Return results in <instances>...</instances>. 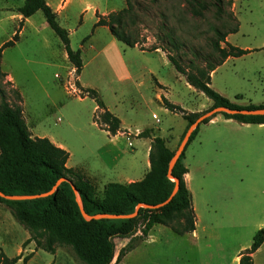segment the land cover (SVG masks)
<instances>
[{
	"label": "rangeland",
	"instance_id": "374dc122",
	"mask_svg": "<svg viewBox=\"0 0 264 264\" xmlns=\"http://www.w3.org/2000/svg\"><path fill=\"white\" fill-rule=\"evenodd\" d=\"M23 1L0 0V46L12 40L22 26L19 41L6 48L1 59V69L8 77H0V87L5 90L7 100L10 104H19L14 89L19 91L26 125L32 136L63 145L71 154L70 167L83 173V170L93 172L100 166L106 169L107 182L97 187L99 198L103 197L106 184L121 182L118 177L131 173L133 179L141 180L148 161L144 141H133L134 148L124 138L114 142L116 148L112 156L116 154L120 164L110 171V150L113 147L106 131L95 122V101L89 97L81 100L83 95L78 88V74L76 70L73 72L69 60L64 59V45L48 26L43 13L37 12L27 24L14 19ZM84 1L95 7L99 1L104 6L103 0ZM108 1V6L119 8L117 11L126 6L125 0L124 3ZM138 1L150 11L148 17L134 27L140 39L145 41V49L156 43L159 9L171 13L170 25L176 27L185 44L182 52L193 47L207 48L212 37V16L196 20L184 15L185 21L179 25L178 0L157 4L153 0ZM233 3L235 8L233 4L231 10L238 20L239 31L229 35V43L249 53L230 58L218 67L212 74L211 86L239 106H258L264 103V0H233ZM82 9L80 4L73 7L69 27L74 28L76 20L81 21L79 13ZM91 31L92 14L89 13L79 33L71 37L75 50L86 36L84 33ZM100 35L104 37L100 43V47L104 46V53L85 67L83 82L100 93L107 107L118 112L116 116L122 119L124 130L135 134L152 129L154 135L164 138L172 150H177L187 122L179 113L168 110L163 99H159L155 78L163 80L167 87L166 100L185 111L205 112L212 106V101L189 87L185 77L167 60L166 66L159 55L128 47L115 39L108 43L106 36ZM190 59L192 56L188 53L183 59L184 66ZM124 65L133 75L132 84L122 80L126 76ZM205 161L209 162V167L206 181H202L200 163ZM185 163L191 176L193 205L199 214L205 213L210 202L221 212L239 211V220L250 227L264 221V125L240 124L218 114L213 121L201 125L198 136L186 151ZM117 171L118 177L115 175ZM223 175L232 176L233 186L217 184V178ZM225 218L230 217L226 214ZM172 235L176 240L173 247L162 250L165 241L158 245L147 242L122 264H167L166 260L159 258L171 256L179 258L174 264H195V248L187 238L174 232ZM30 237L10 209L0 205V253L9 258L21 256L22 260L17 264H23V258L27 256L30 258L28 264H81L71 246L57 243V252L53 255L38 249L35 242H27ZM128 242L115 240L116 255Z\"/></svg>",
	"mask_w": 264,
	"mask_h": 264
},
{
	"label": "trees",
	"instance_id": "16d2710c",
	"mask_svg": "<svg viewBox=\"0 0 264 264\" xmlns=\"http://www.w3.org/2000/svg\"><path fill=\"white\" fill-rule=\"evenodd\" d=\"M154 4L167 0H153ZM126 6L105 17L98 16L95 26H106L111 34L128 47H138L142 51L165 53L176 71L183 75L186 82L196 91L203 93L213 102L210 111L218 107L230 109H259L264 105L239 106L217 93L211 86L213 72L230 58H238L249 53L233 46L227 40L230 34L239 31L238 20L231 10L233 0H178V24L184 21V15L196 20L212 16V37L205 50L192 48L182 52L185 44L170 25V14L159 9V23L156 25V43L145 49L144 40L134 30L150 11L142 7L138 0H125ZM176 8V7H174ZM41 11L48 26L62 41L69 62L76 73L81 74L83 61L80 50L73 51L69 33L61 27L56 12L45 0H24L18 13L23 20L31 18ZM173 14V12H172ZM0 47V77H8L1 69V59L6 48L19 41V33ZM182 52V53H181ZM190 53L186 66L184 57ZM13 85L11 81L8 82ZM83 97L93 99L97 106L95 122L110 136H116L121 130V120L109 111L102 96L95 89H83ZM19 104H10L7 94L0 87V191L9 196H34L50 192L60 179H67L50 196L26 201H9L0 197V205L8 207L15 220L30 233L27 242H35L38 249L56 254V244L71 246L81 264H120L127 254L147 239L156 225L169 227L175 234L184 236L196 230L197 216L192 194L187 186L186 175L189 170L185 163L186 151L196 139L200 126L193 132L190 141L179 161L170 173L169 164L176 150H172L164 138L154 135L152 129H146L137 138L151 140L149 153L150 170L139 181L129 184L110 183L99 198L97 187L83 172L67 167L70 153L56 146L47 138L33 137L26 125L21 105L22 96L14 89ZM82 97V98H83ZM165 107L179 113L187 122L181 137L201 115L185 111L180 106L163 99ZM226 119L242 124H264V116H242L222 113ZM217 116V115H216ZM216 116L207 119L209 123ZM177 180V182L175 181ZM72 184L77 189L75 192ZM178 184V192L171 202L160 209H153L164 203ZM80 199V201H79ZM145 206V207H140ZM81 207L89 216L129 215L136 211V217L125 220H87L81 213ZM140 234V235H139ZM116 239L129 240L116 255ZM264 243V228L257 231L252 246L241 253L240 264H254L253 254ZM22 257L9 258L0 253V264H17ZM29 256L23 258L28 264Z\"/></svg>",
	"mask_w": 264,
	"mask_h": 264
},
{
	"label": "crops",
	"instance_id": "0c3cea01",
	"mask_svg": "<svg viewBox=\"0 0 264 264\" xmlns=\"http://www.w3.org/2000/svg\"><path fill=\"white\" fill-rule=\"evenodd\" d=\"M45 1L52 8V10L54 12H56V14L58 16V22L61 25V27H63L64 29H66L68 31L71 49L73 51L80 50V52H81V57H82V61H83V69H82L81 74L78 75V77H77V82L81 88L89 89L90 85L83 82V71H84L85 67L88 64L92 63V61L97 56H100L104 53V50H105L104 46L100 47L101 39H103L104 37L101 38L100 34H102L103 36H106L108 43L112 42V40H114V39L117 40L111 34L108 27H106V26H95L96 23L99 21L98 16L105 17V16H107L113 12H116L119 8H117V6H112V7L108 6L109 5L108 0H103L104 6H102L101 3L99 1H97L98 4L96 7L93 6L92 3L87 4L84 0H45ZM121 1L124 3L123 0H120V3H121ZM23 3H24V1H23ZM77 4H80L83 8L79 13V15H81L82 17H81V21L78 22L76 20L75 27L71 28V27H69V23L72 21V9ZM85 5H87V6L85 7ZM123 7H124V4H123ZM234 8H235V4H234ZM89 13L92 14V31L84 33V35H86V36L83 37V40H82L81 44L79 45L78 49L75 50L72 46L71 37L73 34L79 33V31L81 30V27H83L84 18ZM14 19L21 21V22L23 21V24H27L30 20V18L23 20L22 16L18 12L14 16ZM227 40L229 41V37ZM149 53L159 55L160 58H162L164 64L166 66H168L165 63V60H167L168 62H170V61L166 57L165 53H163L160 50H158L156 52H149ZM63 54H64V59L68 60V56H67L66 51H64ZM124 69L126 71V76L122 80L130 82L132 84V82L134 81L133 75L131 74L130 70L127 68V65H124ZM73 72H75L74 66H73ZM150 73L155 75V72H153L152 70H150ZM9 80H10V78H9ZM155 80H156V83H157V86L159 89L158 90L159 91V93H158L159 99L160 100L166 99V97L168 96V93L165 92L167 87L165 86L163 80H160L158 78H155ZM189 87H191V86L189 85ZM86 98L87 97L85 96V97L81 98V100L86 99ZM261 105H264V103ZM261 105H258V106H261ZM107 108L115 116L119 115L118 112L112 111L109 107H107ZM96 111H97V106H96ZM201 112L202 111H198L196 113H201ZM118 118L121 120L120 132L116 136H110L108 134V132H106L108 137L110 138L109 142L113 147L110 150L111 159H112V166H111L110 171H114L115 169H117V167L119 166L118 164H120L119 163L120 162L119 157L116 154H114V156H112L114 151H115V148H116V144L114 142L119 141L120 139L124 138L125 140L128 141L129 146L134 148L135 145H134L133 141L143 140L144 141L143 147H145V151H146V154L148 156V161L146 162V170H145L146 172H144L142 178H140L142 180L150 170L149 153L151 150V140L148 138L138 139L137 135L141 133L140 131H137L135 134H133L129 130H124L122 128L123 121L120 117H118ZM214 119L215 118H213L211 121H213ZM226 120H232V119H226ZM157 121L159 122V120H157ZM240 124H242V123H240ZM247 125H249V124H247ZM257 125H264V124H257ZM50 141L52 143H54L56 146L67 150L63 145L57 144L52 140H50ZM70 159H71V154H70V158H69L68 163H67V167L76 170L75 168L70 167V164H69ZM208 167H209V162L205 161V162L200 163V169L203 171L202 181H206ZM78 171H80V170H78ZM83 171H84V174L90 180L93 181V183L96 185V187H98L99 184L101 186H103L104 183L107 182V179L105 180V178L107 176L106 169H104L102 166H100V168H98L97 170H95L93 172H91L90 170H83ZM115 173H116L115 174L116 177H118L119 176L118 171ZM216 174H217V172H216ZM131 175H132L131 173H128L125 176H122L120 178L118 177V179H120L119 181H121V182H111V183L129 184V183L135 182L136 180L133 179ZM190 179H191V176H190V171H189L188 174L186 175V182H187V186H188L190 192H192ZM122 181H126V182L122 183ZM232 181H233V178L231 175H228V176L223 175V176L217 178V184L223 183V184H230V186L231 185L233 186ZM108 184H110V183H108ZM108 184H106V186ZM192 194H193V192H192ZM207 205L209 207H208V209H206V211L203 215L199 214V212H197L196 207H194L195 212H196V216H197L196 230L193 233H189V234H186L183 236V237L187 238L186 240L190 243V245L192 247L195 248L196 258L194 259L195 260L194 263L195 264H240L241 253L244 252L245 250L249 249L252 246L255 234L257 233V231L264 228V221L261 222L260 224H257L256 226L253 225L250 227L248 225V223H245V222L239 220V218L241 216V213L239 211L226 210V211L221 212V210L218 206L213 205L210 202ZM226 214H228V216L230 217L229 219L225 218ZM234 216H236V217H234ZM170 230L171 229L169 227H166V226H162V225L154 226V228L150 231V233L147 237V240L140 243L133 251H131L129 254H127L120 264H122L127 258H129V256L131 254L137 252L139 250V248H141V246L146 244L147 242H149L153 245H158V244L163 243L165 241V243H163V245H162V247H164V248H162V250H166V248H168V247H173V244L176 242V240L174 239V237L172 235L173 231L171 230L172 231L171 232ZM159 259L160 260H166L167 264H174V262L176 260H179V258H176L174 256L161 257ZM253 260H254V264H264V243L253 254Z\"/></svg>",
	"mask_w": 264,
	"mask_h": 264
},
{
	"label": "water",
	"instance_id": "95a60500",
	"mask_svg": "<svg viewBox=\"0 0 264 264\" xmlns=\"http://www.w3.org/2000/svg\"><path fill=\"white\" fill-rule=\"evenodd\" d=\"M222 113H226L229 115H242V116H264V108L249 110V109H230V108H226V107H218V108H214L210 111H207L206 113L201 115L199 117V119L192 126H190V128L186 132L184 138L181 140L180 145H179L178 149L176 150L173 158L171 159V162L169 164V177L171 179L173 177L170 173L172 172L175 165L179 161L181 155L185 152V149H186V147L190 141V138H191L193 132L195 131V129L198 126L202 125L205 120L210 119V118H212L218 114H222ZM175 181L177 182V180H175ZM63 182H67V179H60L57 182V184L55 185V187L50 192L45 193V194H41V195L9 196V195H5L3 192L0 191V197L4 198L6 200H9V201H26V200H34V199H38V198H43V197H47V196L54 194ZM72 188L75 192H77V189L74 186V184H72ZM178 189H179V187L177 184L175 186L172 194L170 195V197L164 203L156 205V206H152L151 208L160 209L163 206L169 204L171 202V200L174 198V196L176 195V193L178 192ZM79 201H80V199H79ZM140 207H145V206H140ZM140 207H138L134 213L129 214V215H103V214H100V215H95V216H89L85 213V211L82 209V207H81V213H82L83 217L89 221L90 220H100V219L125 220V219H131V218L136 217Z\"/></svg>",
	"mask_w": 264,
	"mask_h": 264
},
{
	"label": "built area",
	"instance_id": "2783aa9c",
	"mask_svg": "<svg viewBox=\"0 0 264 264\" xmlns=\"http://www.w3.org/2000/svg\"><path fill=\"white\" fill-rule=\"evenodd\" d=\"M73 90H74L75 92H77V90H76L75 88H74Z\"/></svg>",
	"mask_w": 264,
	"mask_h": 264
}]
</instances>
